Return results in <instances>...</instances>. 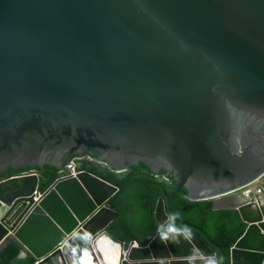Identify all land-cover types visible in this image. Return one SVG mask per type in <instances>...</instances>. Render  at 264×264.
Instances as JSON below:
<instances>
[{"label":"water","instance_id":"1","mask_svg":"<svg viewBox=\"0 0 264 264\" xmlns=\"http://www.w3.org/2000/svg\"><path fill=\"white\" fill-rule=\"evenodd\" d=\"M84 152L171 175L148 245L107 231L119 188L84 170L42 192L37 174L0 180V249L14 238L34 264H224L174 214L185 190L245 224L228 264H264V0H0V172Z\"/></svg>","mask_w":264,"mask_h":264},{"label":"trees","instance_id":"2","mask_svg":"<svg viewBox=\"0 0 264 264\" xmlns=\"http://www.w3.org/2000/svg\"><path fill=\"white\" fill-rule=\"evenodd\" d=\"M80 168L102 177L119 188L117 194L110 200V204L118 208L119 217L110 224L107 231L116 239L124 242L136 241L140 247H146L158 228L153 215L156 200L172 188L169 176L165 178L163 170L155 176L143 163L118 173L109 169L107 165L87 157L81 160ZM31 170L39 174L38 189L41 192L60 174L59 169L54 166H28L8 168L0 172V180ZM185 195L186 191L180 190L173 197L174 214L180 220L201 228L221 247L225 253L224 264H228L229 249L245 231V224L234 210H214L212 201H190ZM177 227L182 231L187 230L178 224ZM21 251L22 245L16 239L7 240L0 249V264H34L36 259L30 253L19 258ZM217 255L219 264L218 252Z\"/></svg>","mask_w":264,"mask_h":264},{"label":"built area","instance_id":"3","mask_svg":"<svg viewBox=\"0 0 264 264\" xmlns=\"http://www.w3.org/2000/svg\"><path fill=\"white\" fill-rule=\"evenodd\" d=\"M87 158L92 157L90 155L87 156ZM68 163L64 164L63 167L59 170L60 174L58 177H66V176H76L79 172L84 171V169L80 168L81 159L80 157H74L72 159H69ZM30 174H38L37 171L31 170V171H25L21 174L17 175H30ZM15 176V175H14Z\"/></svg>","mask_w":264,"mask_h":264},{"label":"flooded vegetation","instance_id":"4","mask_svg":"<svg viewBox=\"0 0 264 264\" xmlns=\"http://www.w3.org/2000/svg\"><path fill=\"white\" fill-rule=\"evenodd\" d=\"M73 155H74V156H73ZM73 155L70 156L71 159L74 158V157H80L81 160H84L88 155H90V156L92 157L93 161H94V160L97 161L96 157H95L94 155L88 153V152H84V153L81 154V155H80V154H73ZM75 155H76V156H75ZM99 163H100V162H99ZM164 175H165V173H164ZM168 176H169V180H171V175L169 174Z\"/></svg>","mask_w":264,"mask_h":264},{"label":"rangeland","instance_id":"5","mask_svg":"<svg viewBox=\"0 0 264 264\" xmlns=\"http://www.w3.org/2000/svg\"><path fill=\"white\" fill-rule=\"evenodd\" d=\"M261 181H264V177H262Z\"/></svg>","mask_w":264,"mask_h":264}]
</instances>
